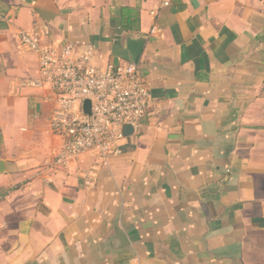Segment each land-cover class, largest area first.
Instances as JSON below:
<instances>
[{
    "label": "crops",
    "instance_id": "obj_1",
    "mask_svg": "<svg viewBox=\"0 0 264 264\" xmlns=\"http://www.w3.org/2000/svg\"><path fill=\"white\" fill-rule=\"evenodd\" d=\"M0 22V264H264V0H0ZM35 22L140 65L148 116L107 165L50 166Z\"/></svg>",
    "mask_w": 264,
    "mask_h": 264
},
{
    "label": "built area",
    "instance_id": "obj_2",
    "mask_svg": "<svg viewBox=\"0 0 264 264\" xmlns=\"http://www.w3.org/2000/svg\"><path fill=\"white\" fill-rule=\"evenodd\" d=\"M18 37L23 51L37 58L39 80L34 84L49 87L54 97L50 129L62 144L50 166L68 169L88 155L107 165L125 139L123 127L130 125L136 133L148 116L152 95L140 65L97 67L91 47L79 49L70 42L58 46L38 22L30 30H21Z\"/></svg>",
    "mask_w": 264,
    "mask_h": 264
},
{
    "label": "water",
    "instance_id": "obj_3",
    "mask_svg": "<svg viewBox=\"0 0 264 264\" xmlns=\"http://www.w3.org/2000/svg\"><path fill=\"white\" fill-rule=\"evenodd\" d=\"M145 36H140L137 39L129 38L128 39V49L132 55V57L136 60L138 59L145 46ZM85 110L88 111L90 109V102L86 101L84 104ZM123 136L125 138L131 137L134 134V128L130 125H126L122 130ZM6 172V163L3 160H0V174H4ZM119 237H122L118 232Z\"/></svg>",
    "mask_w": 264,
    "mask_h": 264
},
{
    "label": "trees",
    "instance_id": "obj_4",
    "mask_svg": "<svg viewBox=\"0 0 264 264\" xmlns=\"http://www.w3.org/2000/svg\"><path fill=\"white\" fill-rule=\"evenodd\" d=\"M5 27H6V25L4 23L0 22V28H5Z\"/></svg>",
    "mask_w": 264,
    "mask_h": 264
}]
</instances>
